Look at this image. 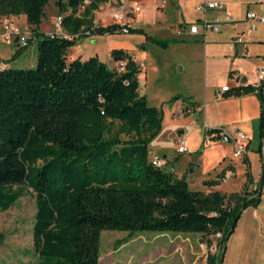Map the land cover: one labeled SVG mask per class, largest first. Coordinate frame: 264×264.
Listing matches in <instances>:
<instances>
[{
	"label": "trees",
	"instance_id": "1",
	"mask_svg": "<svg viewBox=\"0 0 264 264\" xmlns=\"http://www.w3.org/2000/svg\"><path fill=\"white\" fill-rule=\"evenodd\" d=\"M49 1L0 0V20L24 14L36 40L33 68H0V212L22 195L23 185L31 189L34 264H99L102 230L127 231L130 237L137 231L221 232L222 250L207 259L221 264L238 212L264 197L263 166L254 191L245 187L226 195L189 189L184 176L153 165L149 145L161 130L163 113L139 93V65L131 54L110 51L121 69L97 55L67 60L68 49L85 32H118V24L94 26V11L109 0H55L67 36L37 31ZM248 93L259 100L264 142V79L258 86L233 87L226 96ZM257 151L264 161L262 145ZM223 177L203 185L215 186Z\"/></svg>",
	"mask_w": 264,
	"mask_h": 264
},
{
	"label": "rangeland",
	"instance_id": "2",
	"mask_svg": "<svg viewBox=\"0 0 264 264\" xmlns=\"http://www.w3.org/2000/svg\"><path fill=\"white\" fill-rule=\"evenodd\" d=\"M54 1L50 0L46 10L48 13L49 10L53 11L52 15L56 14V10H53ZM180 1L186 19L183 16L179 17L173 0H111L110 5H104L103 8L98 9L99 13L93 16L94 26L118 24L124 28H139L144 33L118 31L89 35L85 32V36L77 39L75 45L68 49L67 60L77 57L86 59L97 55L109 67L121 69L120 63L111 59L110 51L121 48L131 54L139 65L137 74L139 93L145 96L148 105L156 106L163 113L161 130L149 147L150 155L156 153L165 161L162 168L175 171L179 178L184 176L189 189L201 190L202 178L217 173L218 164L215 162L217 152L223 154L224 161L228 162L233 151V143L225 142L222 138L218 139L216 147L203 146L202 140L206 134L203 119L206 102L208 118H213L221 124L219 125L221 127H218L221 133L228 135L240 131L247 137L246 150L250 155L255 182L263 166L261 155L257 151L260 145L264 153V142H261L259 135V118L245 122L241 117L253 112L258 115V108L257 111L255 109L256 100L250 98L252 100L226 102L225 97L216 98L215 94L220 90L222 83L225 82L228 86L235 84V78L228 76L230 69L244 72L240 77L241 81L243 77L247 79L256 77L255 82L258 81L255 65L261 60V57H258L261 52L259 45H255L252 49L251 56L240 57L238 62H234L235 59L227 54L231 49L242 50V46L247 42L246 38L255 32H260L259 23H256L257 29L247 31L250 22L243 20V17L246 11L260 13L258 10L261 9L264 12V0H222L225 8L208 10L207 17L211 18L215 15L224 17L225 11L230 10V16L234 21L222 23L218 31H207L205 41L200 35L187 36L178 32L182 26L190 24L187 18L195 16L194 7L201 0ZM114 13H118L119 18L113 17ZM53 19L44 22L43 29L51 30L49 34L61 36L64 32L60 29L55 31L58 27ZM14 23L18 27L27 24L21 18L14 20ZM146 35L166 40L167 43L165 46L160 45L148 40ZM237 36L244 42H234ZM31 41L27 47L21 48L18 54L11 44L1 42L0 56L3 59L0 58V62L12 68H33L36 65V40ZM210 45L211 48H206ZM173 96L180 98L172 103ZM197 106H200L199 109H195ZM178 136L184 139L187 147L184 153L177 151V145L181 144L177 139ZM128 138L121 135L122 140ZM190 163L200 167L190 173L188 171ZM241 180V177H231L224 190L227 192L237 190ZM17 186L13 185V187ZM22 187L24 189L22 195L16 202L7 210L0 212L2 236L0 264H34L37 258L32 243L36 206L31 189L24 185ZM230 203L233 204V201ZM263 212L264 203H261L257 209L249 206L241 213L225 243L221 264H264ZM177 237L189 238L185 240L187 244L180 247L188 248L184 250L189 255L185 264H191L203 257L202 245L209 246L218 242L213 232L201 234L137 231L130 237L127 231L102 230L99 242V264H140L142 257L160 247H164L165 250L177 248L180 244L177 242L181 240ZM120 242L122 244H119ZM180 248L177 249L179 252L182 251ZM215 252L216 250L212 253ZM151 262L145 264H152ZM153 262L155 264L157 260ZM158 263L168 262L163 259Z\"/></svg>",
	"mask_w": 264,
	"mask_h": 264
},
{
	"label": "crops",
	"instance_id": "3",
	"mask_svg": "<svg viewBox=\"0 0 264 264\" xmlns=\"http://www.w3.org/2000/svg\"><path fill=\"white\" fill-rule=\"evenodd\" d=\"M110 1L111 0H109L106 3L100 4L98 9L103 8L104 5H110ZM173 1H174V7H177V9H175V11L178 12L179 17H182L183 16L185 18V16L183 15V11H182L183 8H181L182 1H180V0H173ZM208 1H212V0H208ZM216 1H219L220 3H222V6H223L222 8H216V9H224L225 8V3L222 0H216ZM203 2H204V0H201V2H199L197 5H199L200 3H203ZM196 6L194 7L195 10H196ZM47 8H48V4L45 7V15L42 18L41 23L37 27V31L43 32L45 34H49L51 32V30L50 31H45L43 29V23L44 22H48L51 18H54L53 20L55 22L56 17L59 16V14L57 13V9L55 7V4H53V10L54 11L56 10L55 11L56 12L55 15H52V12L53 11L51 12V10H49L50 13H48L46 11ZM113 8H115V7H113ZM113 8H111V9H113ZM210 10H212V9H210ZM258 11L260 13H257L255 11H246V13L247 12H254V13L258 14V15H263L264 16V12L261 11V9H259ZM230 12H231L230 10L229 11H225L224 17H225L226 14H229L230 15ZM96 13H99V11L98 10L94 11V15ZM224 17H223V15H222V17H220L218 15H215V16L209 18V17H207V12H206L205 19H206L207 23H209V26L205 27L203 25L204 14L203 13H200V12H198L196 10L195 16L190 17V18L188 17L187 19L190 20L189 21L190 22L189 25H191V24H196L197 25V27H198L197 33L196 34L189 33V31H188L189 25H186V26H182V28H181L182 31L180 32V34L187 35V36H198V35H200V36H202L204 38V41H205V35H206L207 31H218L222 23L234 21L232 19V17L229 20H226ZM7 18L10 21H12L13 23H14V20H18L20 18L26 21V17H25L24 14H20V15H17V16H15V15H9V16H7ZM243 20H246L245 16L243 17ZM218 21H220L218 28L216 30L215 29H212L210 25L213 24V23H215V22H218ZM255 23H259L258 24V27L260 26L259 27L260 32L259 33H256L255 32V33L252 34V36L247 37L246 38L247 39V42H246V44H244L242 46V50L233 51V49H231V52H229L227 55L228 56L230 55L233 58V60L235 59L234 62H238L239 61L238 58H240V57L251 56L252 55V49L255 47V45H259V47L261 48V52H259L260 54H258V57H261V60H260V63H258V64L255 65L256 74H257V70L260 69V68H262V67H264V57H263V55H264V23H262V22H255ZM14 24L17 26L16 23H14ZM230 26L233 27L234 25H230ZM258 27L255 26L256 29ZM18 28L20 29V31L26 32V31H31L32 26L29 25V24H26V26L21 25ZM59 29L62 30L61 27H58V29L56 28V30H59ZM254 29H251L250 28V24L247 26V31H252ZM235 39H234V42H236ZM32 40H35V38L33 37ZM1 42H5V41H0V43ZM242 42H244L243 39H242ZM5 43L6 44H11L13 46V48L15 49V52L17 51L18 48H20V45H19L18 41L16 40V37H14L11 42H5ZM236 43H238V42H236ZM206 48H211V45L208 46V47L206 46ZM227 55H225V56H227ZM0 58L3 59L1 56H0ZM4 66L5 67H9L7 64L0 62V68L1 67H4ZM241 75H244V72H240V70H238V69H230L228 71V76L230 78H235V84L233 86H230V89L233 88V87L241 86V85H247V84L255 85L257 83V82H255L256 81V77L253 78V79H250V78L247 79V78L243 77V81H241L240 80ZM223 85H226V83L224 82V83L221 84V86H223ZM226 94H227V92H224V93H220L219 94V91H218V92H216L215 95H216V98H223V97H225L224 100L226 102L235 101V100L245 101V100H252V99L255 98V100H256L255 101V109L257 111V108H258V115L257 114H254V112H253L251 114H244V116H242L241 118L245 119V122L246 121L255 120V118H257V117L259 118V113H260L259 101H258V99H257V97L255 96L254 93L242 94V95H239V96H235V95L226 96ZM250 98H252V99H250ZM199 107L200 106H197L195 109H199ZM206 107H207V102L205 103V109H204V114H203L204 126H205L206 131H209V130H212V129H219L218 127H221V126H219L221 124L218 121H216L215 119H213V118L212 119L211 118H208V114H207ZM179 114L180 113H178V115ZM179 133L181 134L182 132H179ZM181 136H178L177 137L178 141L181 140V138H180ZM228 137L229 138L227 140H224L222 137L221 138L225 142H227V141L231 142L230 136H228ZM219 138L213 140L210 144L203 145V146H205L206 148H208V147H216L218 145V139ZM182 140H184V139H182ZM261 142H262V139H261ZM151 143H150V145H151ZM150 145H149V147H150ZM247 148H248V143H247ZM263 148H264V146H263ZM216 155H217V157H216L215 162L218 164V171H217V173H215L212 176H206V177L202 178L201 183L203 185V181L206 180V179H217L219 177L220 173H224V177L221 179V181L219 182V184H217L215 186H211V187H208V186H204L203 185L201 190L206 191V192L212 191V190H216V191H220L221 193H224L226 195H230L231 193H234V192H237L238 193V192H240L245 187H247L248 190H250V191L251 190H255V188L257 187V185H258V183L260 181L262 170H260V173L257 176L258 178L254 182V177H253V174H252V171H251L252 164H251V160H250V155L247 152V150H246L245 156L243 158L238 159V158H234L233 156H231L228 162H225L224 161V158L225 157H224L223 154H219V152H217ZM154 156H157L156 153L150 155V149H149V158L152 159ZM163 157H166V155H163ZM163 162L165 163L164 160H163ZM199 167L200 166L198 165V168ZM228 169H230L232 171V175L231 176H227L226 173H225ZM247 173L249 174V176H247ZM173 174L176 177H179L178 173H176L175 171H173ZM233 176L234 177H241L242 178L241 184H239V188L237 190L232 191V192H227V191L224 190V188H225V186L227 184H229L230 179ZM263 190H264V187H263ZM261 203H264V197L263 196L261 197V200H260L259 204L256 207H254V208L257 209V207ZM262 219L264 220V212L262 213ZM177 238L179 239L180 237H177ZM180 239L181 240H179V242H177L178 244L180 243L177 246V248L173 247L170 250H165L164 247H160L158 250H155L154 252L147 253L144 258L142 257V259H141L142 261H141L140 264H145L148 261H150V262L152 261L151 263L153 264L154 263L153 260H155V261L157 260V262L155 264H161V263H158V262H160L163 259L164 260L166 259L168 263H162V264H185V262H186L185 260L187 258H189V255L184 250H188V248L182 249L180 247L182 245L185 246L187 244L185 240L186 239L189 240V238L186 237V238H180ZM179 248L182 249L181 252H179L177 250Z\"/></svg>",
	"mask_w": 264,
	"mask_h": 264
},
{
	"label": "built area",
	"instance_id": "4",
	"mask_svg": "<svg viewBox=\"0 0 264 264\" xmlns=\"http://www.w3.org/2000/svg\"><path fill=\"white\" fill-rule=\"evenodd\" d=\"M222 3H220L219 1L216 0H212V1H208V0H204L203 3H200L199 5L196 6V10L200 13L204 14V18H203V25L205 27L209 26V23H207L206 19H205V14L208 10L210 9H216V8H222ZM113 17L115 18H119V14L118 13H114ZM226 20L231 19V16L229 14H226L224 17ZM246 20H248L250 22V28L254 29L256 26L255 22H262L264 23V16L263 15H258L254 12H247L245 15ZM56 21V26L57 27H61V17L58 16L55 19ZM220 21L215 22L213 24H211V28L212 29H217L219 26ZM128 28H124V27H120L118 29V31L122 32V33H128ZM58 31V30H56ZM182 30H179L178 32H181ZM188 31L191 34H196L198 31V27L196 24H191L188 27ZM57 35V34H56ZM61 36H67L65 35V33ZM14 37H17V41L19 43V45L21 47H27L29 44V39L32 38V33L31 31H20V29L12 22L10 21L7 17H3L0 20V41H5V42H11L12 39ZM33 39V38H32ZM236 42H242V38L241 37H237L235 39ZM123 63H120V65H122ZM2 68V67H1ZM257 77H258V81L255 84V86H258L260 84V82L264 79V67L260 68L257 70ZM230 90V86L228 85H223L221 86L220 90H219V94L220 93H224ZM220 132V131H219ZM219 132H214L212 130L206 131V134L204 135V138L202 140L203 145H208L210 144L213 140L217 139V138H223V135H225V133H219ZM227 136H230V140L233 143V151H232V156L234 158H243L245 156L246 153V149H247V137L245 136L244 133L240 132V131H235L233 134H228ZM181 144L177 145V151L179 153H184L187 151V147L184 144V140H180ZM151 162L153 165L155 166H162L164 164L163 160L159 157V156H154L151 159ZM227 176H231L232 175V171L230 169H228L226 172ZM214 236L216 238H218V242L217 243H212L208 246V244H204L202 245V258L201 259H196L195 261H193L191 264H207V259L208 256L210 254H214V255H218V253H220V251L222 250V245L220 244V239L222 237L221 232H215ZM214 250H216L215 253ZM208 251L210 253H208Z\"/></svg>",
	"mask_w": 264,
	"mask_h": 264
},
{
	"label": "water",
	"instance_id": "5",
	"mask_svg": "<svg viewBox=\"0 0 264 264\" xmlns=\"http://www.w3.org/2000/svg\"><path fill=\"white\" fill-rule=\"evenodd\" d=\"M16 40H17V37H16ZM228 138H229V137H228L227 135H223V139H224V140H227ZM197 168H198V165H197V164H195V163H190V164H189V167H188V171H189L190 173H192V172H194ZM263 168H264V161H263ZM263 168H262V171H263ZM260 180H261V178H260ZM259 182H260V181H259ZM240 213H241V211L238 212L237 216H239Z\"/></svg>",
	"mask_w": 264,
	"mask_h": 264
}]
</instances>
